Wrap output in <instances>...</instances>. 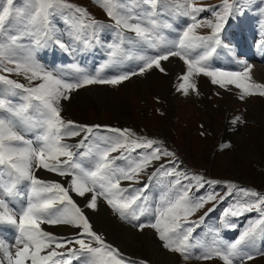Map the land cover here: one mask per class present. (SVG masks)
Instances as JSON below:
<instances>
[{"label": "snow or ice", "instance_id": "1", "mask_svg": "<svg viewBox=\"0 0 264 264\" xmlns=\"http://www.w3.org/2000/svg\"><path fill=\"white\" fill-rule=\"evenodd\" d=\"M15 2L6 0V6L0 10V39L7 38L6 42H0V73H5L0 74V85L4 86L0 88V169L12 177L11 184L0 180V189L3 190L0 193V224L12 226L17 234L12 242L0 238V264H73L74 261L82 264H136L93 229L71 193L85 197L84 208L96 209L98 198L103 197L121 218L139 221L147 211L144 205L149 199L146 193L151 187L150 182L159 176L175 179L154 210V222L135 225L139 230L151 227L158 233L165 249L179 253L185 259L207 261L219 258L223 264H247L256 255H264V248H256L257 239L264 236V194L239 189L244 198L224 210L225 226L237 227L227 223L229 217L239 218L256 212L258 218L250 219L234 242L219 239L217 233L213 240L215 246L203 245L204 250L194 254L192 249L201 245L192 243V233L203 224L208 213L197 221H190L189 217L205 203L217 200L219 189L215 185L219 182L178 170L175 153L154 139L138 137L129 129L119 128L107 129L114 135L97 136L96 130L103 126L77 124L62 116L61 102L68 100L73 91L96 84L119 85L153 68L164 73L166 68L162 62L169 61L170 57H178L186 65L187 71L179 77L182 82L177 88L185 95L190 89L197 90L193 77L202 74L221 88L234 86L240 90L241 100L254 94L264 96V83L252 81L250 63H245L241 71L214 70L207 65L208 58L220 44V32L234 5L223 0L222 9L217 10L220 6L195 7L190 0H185L177 4V8L183 9V15L190 22H186L176 38L165 42L166 47L152 55H139L140 63L135 70L123 71L110 78L101 77L97 72L96 75L66 79L63 73L48 70L36 59L41 39L34 43L21 41L34 35L27 31L30 25L48 37L51 16L67 14L65 23L75 28L88 16L87 11L65 0H23V7H15ZM166 3L167 0H140L137 7L141 8V16L150 18L161 14ZM158 5L161 6L159 13ZM101 6L115 21L116 28L134 32L150 47L157 46V37L152 35L157 27L155 20L151 21L150 31L139 22L131 23L130 20L141 17L129 14L130 9L120 11L124 5L102 0ZM206 12L215 17L214 23L200 16ZM202 22L211 28L210 35L197 34L196 29ZM87 26L93 29V38L98 40L95 30L104 25L91 20ZM76 39H80L78 34ZM55 40L59 47L68 50L59 37ZM111 47L110 55L116 57L119 45ZM199 49H204L203 54L193 57L192 53ZM76 71L81 70L76 68ZM13 75L23 76L27 85L11 78ZM240 120L241 117L237 116L233 123ZM75 137L80 139L71 144L65 142ZM141 149L144 151H137ZM115 153L118 155H113ZM168 157L172 159H165ZM117 161L124 163L118 164ZM149 168H152L151 173ZM35 170L54 173L62 179H41L34 174ZM141 174L147 175V181H140ZM22 182L27 188L26 206L17 209L10 206L7 198L22 195L18 188ZM122 182H128V186H122ZM137 184L140 187H136ZM206 185L213 190L201 192ZM225 187L228 191L220 197L221 203L233 195L237 186L225 182ZM216 206L214 204L209 212L215 211ZM42 225L66 226L76 231L59 235L42 228Z\"/></svg>", "mask_w": 264, "mask_h": 264}, {"label": "rangeland", "instance_id": "2", "mask_svg": "<svg viewBox=\"0 0 264 264\" xmlns=\"http://www.w3.org/2000/svg\"><path fill=\"white\" fill-rule=\"evenodd\" d=\"M222 1L223 0H190V3L195 7L203 8L220 6L217 10H221L223 6ZM65 2L85 9L88 16L83 18V23H78L75 28H71L68 23H65L67 14L51 16L49 35L50 33L61 34L62 30H67L71 36L76 38L78 34L81 39L85 40L87 36L90 35V37H92L93 34V29L87 26L91 20L97 22L100 20L102 22L115 24V21L108 17L106 11L101 6L102 0H65ZM110 2L124 5V9H119L122 12L130 9L133 13L130 12L129 14L141 16V8L137 7L140 0H110ZM184 2L185 0H167V3H173L174 5L166 6L167 3L163 5L164 9L161 14L150 18L141 16L150 26V31L152 28L151 19L156 21L157 27L156 30L152 32L153 36L157 38L163 37L166 41L176 38L175 36L177 35L175 32H179L186 26V22H190V19L183 15V9L177 8V4ZM228 2L229 4H233L234 7L232 9V14L225 22L224 28L221 31L222 34H224L226 30H229V28L233 30V27L237 26L236 23L244 29H249L251 23L255 29L252 30L255 39H258L260 35H264L260 29L261 26L264 25L260 23L264 22V0H228ZM3 6H6V0H0V10H2ZM23 6V0H16L15 7ZM160 7L161 6L158 5V13L160 12ZM75 15L78 16L79 14ZM200 16H203L205 19L209 17V20L213 23L215 22V17L210 18L213 16L210 12L202 13ZM200 16H198V19ZM245 18H247V20ZM130 22H139L143 27L142 22L139 20L132 19ZM166 24H170L171 27H165ZM246 25L248 27H246ZM56 27H58V30L55 29ZM118 30L122 33L124 40H127V53H129L130 57L134 58V60H138L137 57L139 55H152L157 51L158 46L150 47L145 43L128 40L132 36H136L134 32L127 29ZM27 31L34 33L32 38L36 36L39 37L40 35L44 37L43 33L38 32L36 26L30 25ZM100 31L101 28H98L95 30V33L99 35ZM196 32L198 35L211 34V28L206 22H202L196 29ZM6 40L7 38L4 37L0 39V42H6ZM61 40L65 41L63 34ZM166 41H162L161 45L165 46ZM232 51L239 55L238 51ZM242 62L248 63L246 59H243ZM182 67H176L175 81H173L171 85L170 80L169 82L166 81L168 79L167 75L159 74L160 71L153 68L142 75H138L132 80H126L128 82L124 84L122 82L119 85L106 86L109 89L108 98L120 109V112L113 111V109L109 107H100V105L95 106L89 104L87 107L81 109L74 105L69 107L68 115L62 116L66 120L88 126H107L105 131L110 128H119L121 130L129 129L138 137H146L161 142L164 148L175 153V159L178 162V170L184 173L187 172L186 174L189 175H198L192 174L189 169L190 167L194 172L198 171L215 178L220 184L227 182L237 186L236 189L233 190V195L222 203L220 202V197L224 196L228 190L221 186H215L216 189H219L217 200L205 203L202 208L198 209L189 217L190 221H197L200 217L204 216L205 213H208L203 224L197 227L196 237L194 236L196 228L192 233V243H199L201 245V247L192 249L193 253L197 254L204 250L203 245L215 246L213 240L214 237H216L215 232H217L219 227L218 223L222 221L224 210L237 202V200L244 198L243 193L240 192L239 189H251L264 194V116L262 117L259 113H255L254 111L251 112L249 109L250 103L254 101L260 104V107L264 109V96L254 94L241 100L240 90L236 89L234 86H229L228 89L221 88L219 85L212 84L210 77H206L202 74L193 77L198 89L196 91L190 89L189 94L184 95L182 92L176 90L179 83L182 82L179 77L187 71L184 63ZM231 69L232 71H237L234 67H231ZM11 78L27 85V80L23 76L13 75ZM137 78H140V80H137ZM252 81L256 82L253 79ZM95 86L97 87V85ZM2 87L4 86L0 85V88ZM162 91H166L165 94ZM170 100L173 102V106L171 102H169ZM237 116L241 117V120L233 123V120ZM233 131L238 132L239 136L243 138L241 142L239 140H231L230 132ZM107 132L112 134L109 131ZM101 134L100 131L99 133L97 132V136ZM137 151L143 152L144 150ZM115 155H118V153H115ZM133 155L135 156L137 153H133ZM165 159L170 160L172 158L168 157ZM117 163L123 164L124 162L117 161ZM154 163L158 164L160 162ZM1 171L2 175L0 179L4 181L5 184H11L12 177L8 175L6 170ZM151 171L152 168H149L148 172L151 173ZM34 174L38 178L45 179L40 177L36 172H34ZM142 175V179L147 178V175ZM50 179L61 180L54 176L45 180ZM174 179L175 177L159 176L150 182L151 187L147 192L149 198V213L141 216L144 218L141 222H154V210L160 205L161 197L167 191L168 187L171 186V182ZM205 179L210 180L209 178ZM123 183L128 185V182ZM205 187L211 186L206 185ZM18 188L22 195L15 198H7L10 201V206H26L27 188L25 187V182L18 185ZM73 197L78 203L76 197L74 195ZM214 204L217 205L215 211L209 212V209L213 207ZM212 213H219V215L210 218V214ZM109 216L115 220L116 224L120 225L119 228L121 230L126 228V230L134 231L139 235V238L146 235L148 232L151 233L163 252L175 256V264H223L219 258L208 260L210 262L196 260L194 258H182L183 255L168 249L166 250L157 236L158 233L151 227H146L147 229L144 228L143 231H141L131 223H121L113 214ZM243 216L239 218H228L229 225L235 224L237 226L238 223L240 224V229L238 226L235 228L229 226L231 229H239L238 233L234 231L229 232L228 237L230 241L223 239L221 236L218 238L228 242H234L241 234L242 230L248 225L250 219L258 218L256 212L247 213L245 217ZM231 219L232 221H230ZM133 221L132 223L135 224L140 222V220ZM106 223L107 222H105V227H107ZM91 225L106 242L121 250L123 255L125 254L124 256L126 259L135 261L136 264H139L140 261H144V264H153L148 258L128 255L119 245L111 239H108L106 237L108 235H105L102 230L96 228L93 223H91ZM57 227L59 228L58 232L50 226L48 230L60 235H66L68 233V230L64 227ZM73 230L76 231L75 228H73ZM116 232L118 231L116 230L114 233L111 231V237L112 235L116 236ZM155 233L157 235H155ZM13 239L14 235L11 234L7 240L12 242ZM256 248H264V236L257 239ZM73 264H82V262L74 261ZM247 264H264V255H256L255 258L248 261Z\"/></svg>", "mask_w": 264, "mask_h": 264}, {"label": "bare ground", "instance_id": "3", "mask_svg": "<svg viewBox=\"0 0 264 264\" xmlns=\"http://www.w3.org/2000/svg\"><path fill=\"white\" fill-rule=\"evenodd\" d=\"M213 17L214 16L210 18H213ZM245 19L247 20V18ZM205 20H209V17L206 18ZM236 24L237 26L233 27L234 29L231 28L233 30H230L229 28V30H226L224 34H221L220 39H221L222 45L226 49L230 50V53L233 56L229 53V57L232 59H234L233 57L235 56L232 50L243 52L242 55H244L245 58L248 60V63L252 65L251 72H250L252 79L255 80L257 83H264V35L262 36L260 35L258 39H255V36L253 35V31H252L255 29L251 23L249 25V29H244L238 23ZM246 27L248 26L246 25ZM260 29L262 30V34H263L264 25H262ZM244 64H242L243 67H244ZM178 66H181V67L183 66V61L180 60L178 57H172L169 59V61L166 62V69H167L166 75L168 77L166 81L169 82L170 80V85L171 83H173V81H175V74L177 70L176 67ZM134 78L135 77H133L132 79ZM137 80H140V78H137ZM128 81H125V82H128ZM162 92L165 94L166 91H162ZM108 94H109V89L106 86H102V87L89 86L84 89H78L76 91H73L70 94V98L68 100H62L61 102L62 115H68L67 113H68L69 107L76 105L79 109H81V108L87 107L89 104H93L95 106L100 105V107L103 106L105 108L109 107L113 109V111L120 112V109L114 103L110 101V99L108 98ZM169 102H171L173 106V102L171 100ZM249 109L251 110V112L254 111L255 113H259L260 116L262 117L264 116V109L260 107V104L255 103V101L250 103ZM233 132H230L231 140L232 141L239 140L241 142L243 138L239 136L238 132L236 131H233ZM35 172L38 175H40V177H43L45 179H49V177L51 176L62 179L61 177L56 176L54 173L44 172V170H35ZM72 194L76 197L79 206L85 211V214L90 220L89 222L93 223V225L96 228H99L100 230H102L105 235H108L106 237L108 239H111L117 245H119L122 248V250L125 251L128 255L130 256L133 255V256H138V257L141 256V257L148 258L153 262V264H175V256L169 255L163 252L160 249L159 244L156 243L154 236H152L151 233L149 232L147 234L145 233L146 235L139 238L138 237L139 235H137L134 231L126 230V228L121 230L119 228L120 225L116 224L115 220H113L109 216L112 213H110V211L107 209V207L104 205L102 201H100L99 199L97 200L96 209L94 210L87 209V208H84L85 197H80L75 193H71V195ZM89 195L90 194H86V196H89ZM105 222H107L106 223L107 227H105ZM49 226L50 225H42V228L48 230ZM50 227L56 230L57 232L59 231V228L57 226H50ZM62 227L68 230V233L66 235H69L70 233L75 232V230H73V228L71 227H66V226H62ZM116 230L118 231L116 232V236L112 235L111 237L110 235L111 231L114 233V231ZM155 235L157 234L155 233Z\"/></svg>", "mask_w": 264, "mask_h": 264}]
</instances>
